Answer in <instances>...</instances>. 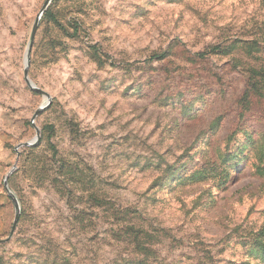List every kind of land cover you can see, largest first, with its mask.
<instances>
[{
  "label": "rangeland",
  "instance_id": "1",
  "mask_svg": "<svg viewBox=\"0 0 264 264\" xmlns=\"http://www.w3.org/2000/svg\"><path fill=\"white\" fill-rule=\"evenodd\" d=\"M45 1L0 0V264L135 260L129 223L151 264H264V0H50L47 97Z\"/></svg>",
  "mask_w": 264,
  "mask_h": 264
},
{
  "label": "trees",
  "instance_id": "2",
  "mask_svg": "<svg viewBox=\"0 0 264 264\" xmlns=\"http://www.w3.org/2000/svg\"><path fill=\"white\" fill-rule=\"evenodd\" d=\"M43 20L47 22H53L57 24V26L62 27L58 20L55 18V15L52 11L46 10L43 17ZM232 47H234V43L228 44V45H216L210 47L207 51L198 53L200 56H204L207 53H223L228 54ZM240 48L246 49L249 52L255 51L257 49V43L256 42H250V43H241ZM167 56L166 52L161 53H153L150 59H154L157 61H160L164 59ZM251 73V74H250ZM249 74L251 75L249 77L248 81V87L245 89L243 95L241 96L240 104L244 108L251 103L252 97H256L258 95V85L256 82H258L256 79H254L255 74H252L251 71H249ZM46 127V126H45ZM264 164V161H263ZM200 178V176H199ZM124 234L127 236L128 240L130 241V244L133 247V251L137 254L141 255V258L137 259H129L126 260V262H120V264H151L147 262L146 256L152 253V250L150 246L147 244V240L145 237L146 232L140 230L134 223H129L124 226ZM255 246L259 249V256H264V227L259 230V232L256 234L255 239ZM158 264H161V262H156Z\"/></svg>",
  "mask_w": 264,
  "mask_h": 264
},
{
  "label": "water",
  "instance_id": "3",
  "mask_svg": "<svg viewBox=\"0 0 264 264\" xmlns=\"http://www.w3.org/2000/svg\"><path fill=\"white\" fill-rule=\"evenodd\" d=\"M50 0H46L42 6V8L40 9L39 13L37 14L33 24H32V27H31V31H30V36H29V41L27 43V46H26V49H25V52H24V68H23V79L25 81V83L27 84V86L29 88H31L32 90L40 93L41 95L43 96H46L47 97V93L45 91H43L42 89L38 88L29 78L28 76V64H29V56H30V52H31V46H32V42H33V38H34V34H35V31H36V28H37V24H38V21H39V18L40 16L42 15V13L44 12V10L47 8L48 4H49ZM46 107V105L38 108L33 116H32V120L36 117L37 114L40 113V111ZM34 125V124H33ZM35 127V126H34ZM35 129L37 130V128L35 127ZM38 137L37 135L35 137H33L32 139L26 141V142H23L19 145L20 146H27V145H33L36 141H37ZM7 176L4 180V186H5V190L6 192L9 194L13 204H14V208H15V214H14V218H13V222H12V225H11V228H10V231H9V234L6 238L4 239H1L0 240V243L2 242H5L7 240H9V238L12 236L14 230H15V227H16V224H17V220H18V217H19V207H18V203H17V200L16 198L14 197V195L12 194L11 190L9 189L8 185H7Z\"/></svg>",
  "mask_w": 264,
  "mask_h": 264
}]
</instances>
